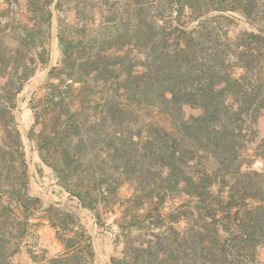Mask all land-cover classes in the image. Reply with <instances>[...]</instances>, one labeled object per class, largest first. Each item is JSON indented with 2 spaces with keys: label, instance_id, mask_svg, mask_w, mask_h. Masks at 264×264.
<instances>
[{
  "label": "trees",
  "instance_id": "obj_1",
  "mask_svg": "<svg viewBox=\"0 0 264 264\" xmlns=\"http://www.w3.org/2000/svg\"><path fill=\"white\" fill-rule=\"evenodd\" d=\"M177 1L191 8L198 0ZM213 1L214 10L239 12L252 25L264 19V0ZM26 2L32 17L19 21L16 29L21 32L14 48L5 42L8 34H0V66L14 68L12 77L0 87V104L5 98L14 102L34 73V69L27 72L28 66L45 62L29 53L43 51L50 36L52 0ZM204 11L199 9L197 14ZM4 18L1 13L0 20ZM216 29L204 25L171 55L161 54L165 62L160 70L140 77L126 74L122 81L118 80L121 75H112L109 59L101 53L69 65L66 60L73 42L62 46L63 69L72 72L65 73L66 89L51 85L46 107L34 115L36 124L40 116L48 117L42 123L37 149L60 184L83 207L111 213L114 205L123 204L118 192L127 182L133 186L132 197L142 200L141 205L154 204L150 211L157 216L158 207L171 196L189 198L172 221L174 226L186 220L182 229L157 225L155 233H148L152 227L148 230L144 222L139 228L119 225L124 242L120 264L258 263L257 249L264 245V151L253 155L262 161L260 171L249 169L252 156L245 152L257 138L250 125H256L264 110V34L243 33L240 42L234 43ZM36 30L41 31L39 43ZM226 43L233 49L221 46ZM6 50L14 56L7 61L1 57ZM110 79L117 83L109 85ZM73 84L80 88L73 89ZM148 106H158L174 130L137 124L138 111ZM184 106L199 109V115L186 118ZM5 109L0 108V117ZM26 190L24 185L18 202L24 198L22 207L27 213L30 203L38 202ZM130 227L152 239L131 248ZM66 246L70 250L51 264H89L88 250L73 248L71 241ZM8 259L0 264H10Z\"/></svg>",
  "mask_w": 264,
  "mask_h": 264
},
{
  "label": "rangeland",
  "instance_id": "obj_2",
  "mask_svg": "<svg viewBox=\"0 0 264 264\" xmlns=\"http://www.w3.org/2000/svg\"><path fill=\"white\" fill-rule=\"evenodd\" d=\"M215 6L213 0H198L191 8L177 0H52L49 7L50 36L44 41L43 51L33 49L29 53V57L40 56L45 62L28 66L27 72L34 69V73L22 84V89L14 102L5 98L0 104V108L6 107L0 117V252L3 254L1 262H5L7 256L15 250L16 239L19 235H24L28 229V224L24 221L38 209L37 205L30 203L29 212L26 213L22 207L23 196V201L18 202V199L19 194L24 193V185H27L29 163L27 155L29 151H33L31 149L33 146L38 151V136L42 130V123L48 119L40 116L36 124L34 115L46 107L45 100L49 94V87L56 85L60 91H65L67 85L65 73H72L69 68L63 69L62 61L66 60V57L62 53V46L73 42L74 48L68 51L69 57L66 60V64L69 65L72 60L78 63L79 60L85 61L101 53L109 59V71L114 76L121 75L118 80L122 81L126 74L140 77L148 72L153 74L160 70L161 62H165L164 59H160L161 54L171 55L186 40L194 37L197 31H201L204 25L208 28L216 26L222 36L225 34L228 42L234 43L240 42V35L243 33L264 34V19L252 25L239 12L216 11ZM199 9L206 12L197 14ZM207 9L210 10L207 12ZM27 11L26 0H0V14L3 13L5 16L2 21L0 20V34H8L5 42L10 48L17 44L15 40L21 32L16 27H20L19 23H24L27 17H32ZM35 32L38 35L36 43H39L41 31ZM53 41L58 42L60 49L57 57L54 54L53 60L50 61L49 51ZM227 44L221 46L229 47ZM10 55L7 50L1 52V57L5 61ZM13 69L12 66H0V71L5 74L0 76V87L6 84L8 77H12ZM240 72L238 69L237 74ZM116 83L110 79L109 85L114 86ZM72 87L80 88V84H73ZM75 94L77 95V92L74 91L73 97ZM71 100L66 99L67 102ZM182 113L187 118L199 115L200 111L191 106H184ZM136 123L140 126L153 123L167 132L174 130L172 121L158 106L140 109ZM22 124L25 131H22ZM250 126L252 131L256 132L257 138L246 146L245 154L252 156V161L248 163L249 169L260 171L262 161L253 155L264 151V110L257 116L256 125ZM133 192L131 183L123 185L118 192V198L122 199L123 204L111 208L115 214L112 220L118 226L135 224L136 228L140 227V222H144L143 226L148 230L152 227L148 233L151 231L155 233L157 225H162V229L173 226L172 221L178 215L179 206L189 201L186 195L171 196L165 204L158 207L157 216V213L150 211L155 205L148 201L141 205L142 200L132 197ZM138 205L141 209L137 210V207L140 208ZM186 209L182 208L181 211L189 212ZM49 215L56 221L62 220L65 216L56 209H50ZM145 218L147 220L143 221ZM185 226L186 220L181 219L173 227L182 229ZM136 228L130 227L129 238L133 241L131 248L139 247L140 243L152 239L151 236H145L144 232H138ZM260 254L264 257V245L257 249L256 259L257 264H264L259 258ZM114 260L115 264L122 262L120 256H116ZM8 261L10 262L9 259ZM127 261L130 260H125V263ZM132 263L130 261L126 264Z\"/></svg>",
  "mask_w": 264,
  "mask_h": 264
},
{
  "label": "crops",
  "instance_id": "obj_3",
  "mask_svg": "<svg viewBox=\"0 0 264 264\" xmlns=\"http://www.w3.org/2000/svg\"><path fill=\"white\" fill-rule=\"evenodd\" d=\"M59 46L57 41L52 42L50 61L54 54L57 57ZM24 128L22 124V131ZM31 149L33 151L27 155V195L37 200L38 209L24 221L28 229L16 239L10 264H51L70 250L66 246L67 241L75 242L73 248L88 250L91 254L89 264H112L116 256L122 258L123 232L112 220L115 214L102 208L97 211L83 207L60 184L36 148L33 146ZM50 209L64 213L67 221H56L49 215ZM259 258L264 261L263 255L260 254Z\"/></svg>",
  "mask_w": 264,
  "mask_h": 264
}]
</instances>
